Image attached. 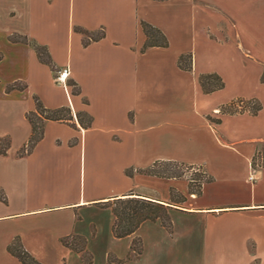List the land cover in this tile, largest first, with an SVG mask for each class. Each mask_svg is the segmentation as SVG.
<instances>
[{
  "label": "crops",
  "instance_id": "crops-1",
  "mask_svg": "<svg viewBox=\"0 0 264 264\" xmlns=\"http://www.w3.org/2000/svg\"><path fill=\"white\" fill-rule=\"evenodd\" d=\"M217 1L0 0V264H24L10 249L17 245L42 264H96L88 239L110 209L106 202L122 197L164 204L170 229L157 219L125 237L112 231L128 242L107 249L101 264H264V162L249 179L255 161L264 160V60L238 31L236 43L224 41L229 30L218 22L221 38L212 41L206 18L209 5L221 10ZM196 17L201 54L235 49L239 60L260 64L263 89L249 97L258 110L249 102L243 111L223 109L240 97H226L214 80L208 90L201 84L203 74L222 76L194 57ZM142 21L159 28L168 46L143 51ZM77 26L105 36L84 45ZM15 35L46 46L55 66L69 69V85H59L33 47L10 39ZM14 81L27 88L7 91ZM35 95L48 108L69 107L73 119L47 121L43 138L21 155ZM81 111L92 117L88 128ZM188 166L210 180L191 186ZM176 167L182 175L169 172ZM150 168L155 172L143 171ZM219 179L236 187L233 197L204 201L205 188ZM136 238L140 252L131 250Z\"/></svg>",
  "mask_w": 264,
  "mask_h": 264
},
{
  "label": "rangeland",
  "instance_id": "rangeland-1",
  "mask_svg": "<svg viewBox=\"0 0 264 264\" xmlns=\"http://www.w3.org/2000/svg\"><path fill=\"white\" fill-rule=\"evenodd\" d=\"M218 3H220L221 10H216L215 6L209 5L208 11H207V25H208V34L209 36H213L212 41L219 40L221 38L220 34L216 31L218 28H216L219 24L223 25V27L227 28L229 32L225 33L227 38L224 37V41L228 39V44H234L237 41V35L236 32L238 31L241 40L244 42L246 46H249L253 49L254 53L259 57L260 59L264 60V0H218ZM199 17L195 18L196 21V27L193 26V33L196 35V42L193 43L196 44V47L198 50L192 49V52L195 57V51L197 54V57L199 59V63L201 64V61H204L202 64L205 65V68L208 70H218L220 75L222 76L223 82H224V90L222 91V94L226 97H240L241 100H237L236 103H233L228 105L227 107L223 109H232V111H243L246 109L247 102H253L251 101V96H257L258 94H261V91L263 87L260 84V76H261V66L259 63H253L250 61L248 64V60H239L237 56L235 55V49L234 51L224 50V54L222 55H216L215 52H208L207 54H201L200 53V44L202 33L200 31V21ZM218 22V25H217ZM195 28V29H194ZM220 28V27H219ZM67 32L65 30H62L61 36H66ZM198 51V52H197ZM210 51V50H209ZM63 68H59L55 75V81L57 80V77L59 76V73ZM69 76L66 80V84H59L63 86L69 85ZM57 82V81H56ZM46 85L39 86V89L44 92H47L49 89L48 87H45ZM248 98V99H247ZM253 98V97H252ZM250 101H246L249 100ZM254 104V103H253ZM257 105V101L255 102ZM252 105V104H251ZM244 106V107H243ZM254 107L251 106L250 109L252 110ZM261 158L262 156L259 155ZM264 162V160H256L255 164L253 165V168H256L257 164H261ZM189 167V166H188ZM187 174H189V181L196 180V184H199V180L203 181L205 177H207L206 174L202 173L201 171L198 173H195L189 167L188 169L185 168ZM185 171V170H184ZM181 168L176 167L174 171L175 174L183 173L184 172ZM192 171V172H191ZM220 180V179H219ZM223 180L217 181L213 184L208 185L205 190L204 194V201H219V200H226V198L230 199L232 198L234 194H232L233 188H236L232 184H224ZM223 185L225 188H223ZM226 190L228 191V194L226 193ZM226 193V194H225ZM114 202V201H111ZM114 206H123L121 202L114 203ZM107 207V205H106ZM110 209H106V211L100 213L99 216H97V226L98 230L96 233V236L92 239H88V249L92 252V254L95 256L96 264H101V260L104 257L105 251L107 249H122L125 244H127L128 239H115L110 222H112V213L110 210H112V204L109 205ZM103 208V206H102ZM108 208V207H107ZM81 215L86 217H93L92 214L88 215V211H80ZM114 215V214H113ZM111 219V221H110ZM72 241V240H71ZM76 241V244L79 247H82L83 241L74 240ZM136 248L140 247L139 240L136 238ZM178 263V262H177Z\"/></svg>",
  "mask_w": 264,
  "mask_h": 264
},
{
  "label": "trees",
  "instance_id": "trees-1",
  "mask_svg": "<svg viewBox=\"0 0 264 264\" xmlns=\"http://www.w3.org/2000/svg\"><path fill=\"white\" fill-rule=\"evenodd\" d=\"M142 29L146 35V41L142 47V50H146L149 47L154 46H168L169 42L165 34L157 27L151 25L148 22H141ZM76 31L81 33L83 36V44L88 45L91 41L99 40L105 36L104 29L99 31H89L82 27H76ZM10 39L14 42H24L33 47L38 55V58L41 62L48 64L54 73L57 72L59 68H57L47 50V47L37 43L34 40H29L26 36L23 35H15L11 36ZM191 59V55L181 56V60ZM55 77V76H54ZM200 82L205 87L208 88V84L214 80V84L216 89H220L224 86V82L222 78L214 73L203 74L200 76ZM262 81L264 82V73L262 76ZM74 85L73 93L77 94L80 92L79 87H77L76 83H72ZM27 88V84L21 81H14L12 83L7 84L6 90H24ZM35 99V110L30 111L27 114V118L29 119L32 126V133L28 140V142L19 150V154L25 155L31 153L36 144L43 138L44 129L47 121L55 120V121H70L73 119L71 109L67 106H61L57 108H48L43 102L40 100L38 96H34ZM250 106H253L255 110H258L259 107L255 104V102H250ZM78 120L82 127L88 128L92 123V117L85 111L78 112L77 114ZM5 152L3 146L0 145V153ZM156 169H147L143 170L146 173H154ZM130 173L129 171H127ZM182 175L181 173L176 174V176ZM209 177H205L203 181L199 180V184H196V180H191V186H198L199 188L203 185V183L209 181ZM194 187H192L193 189ZM200 192V191H199ZM198 192V193H199ZM114 201V202H111ZM106 202L105 205L109 206L112 204L113 214L115 216V220L113 223L112 231L115 237L121 238L127 235L134 233L139 226L146 220H157L161 219L163 224L170 229V216L168 213V208L159 202H155L145 198L139 197H122L115 198ZM121 202L123 206H114V203ZM141 243V240L138 239ZM63 242L67 243L65 240ZM136 241L134 240L131 245V250L136 252L141 251V244L139 248H136ZM11 251L24 263V264H42L35 257H33L29 252H27L22 246H16L15 248H10Z\"/></svg>",
  "mask_w": 264,
  "mask_h": 264
},
{
  "label": "built area",
  "instance_id": "built-area-1",
  "mask_svg": "<svg viewBox=\"0 0 264 264\" xmlns=\"http://www.w3.org/2000/svg\"><path fill=\"white\" fill-rule=\"evenodd\" d=\"M69 75V69L67 67H65L64 69H62L59 73V76L57 77V83L58 84H66V80L68 78ZM255 173H256V168H252V171L250 173L249 179L250 180H254L255 179Z\"/></svg>",
  "mask_w": 264,
  "mask_h": 264
}]
</instances>
